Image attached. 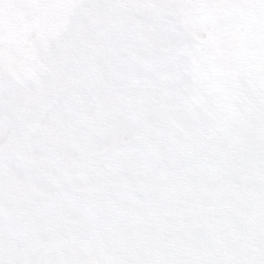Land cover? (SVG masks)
<instances>
[{
  "label": "snow or ice",
  "instance_id": "obj_1",
  "mask_svg": "<svg viewBox=\"0 0 264 264\" xmlns=\"http://www.w3.org/2000/svg\"><path fill=\"white\" fill-rule=\"evenodd\" d=\"M0 264H264V0H0Z\"/></svg>",
  "mask_w": 264,
  "mask_h": 264
}]
</instances>
